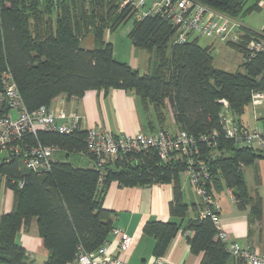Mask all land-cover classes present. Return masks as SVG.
Listing matches in <instances>:
<instances>
[{
  "label": "trees",
  "instance_id": "obj_1",
  "mask_svg": "<svg viewBox=\"0 0 264 264\" xmlns=\"http://www.w3.org/2000/svg\"><path fill=\"white\" fill-rule=\"evenodd\" d=\"M198 1L240 21L257 8L256 2L247 5L246 0ZM130 20L128 37L133 46L153 55L150 73L140 74L116 59L112 44L104 40L106 30L114 31ZM90 32L94 46L84 48L81 40ZM239 34L241 42L225 44L241 54L242 71H226L213 66L211 47L200 46L197 37L174 43L175 28L169 21L159 15L137 20L128 8L119 10L115 0H0V74L6 68L11 71L28 110L50 106L59 95L71 100L88 89L122 88L132 91L144 110L151 108L161 130L169 107L179 131L197 139L217 131L215 145L197 141L194 155L196 163L207 169L206 191L214 197L224 187L236 189L237 205L247 207L250 219L256 221L264 219V199L248 193L241 168L264 160V146L238 147L224 136L223 128L225 110L241 124L252 92L264 91V53L245 58V43L259 34L247 26ZM220 99L227 101L226 107ZM86 133L80 125L70 133L25 134L29 145H50L54 155L60 154L53 155L48 171L29 170L19 157L0 160V180L11 192L9 211L0 212V264H31L16 236L33 220L47 251L42 264L72 262L78 248L96 251L113 228L112 212L102 205L112 181L120 186L171 183L170 217H185L182 155L172 152L160 160L155 149L128 152L99 169L87 152ZM80 152L88 153L92 162L79 165L68 159L70 153ZM205 207L200 203L199 213ZM191 208L198 212L196 204ZM199 213L183 226L175 220H147L143 232L154 239V256L163 255L179 230L191 231L186 242L191 252L202 254L199 264H227L231 255L225 242L209 216L200 218Z\"/></svg>",
  "mask_w": 264,
  "mask_h": 264
},
{
  "label": "built area",
  "instance_id": "obj_2",
  "mask_svg": "<svg viewBox=\"0 0 264 264\" xmlns=\"http://www.w3.org/2000/svg\"><path fill=\"white\" fill-rule=\"evenodd\" d=\"M118 9L128 8L137 20L146 16L159 15L175 28L173 42L182 44L191 34L204 36L222 43L241 42L239 31L246 27L242 21L221 10L212 8L198 0H115ZM259 35L247 41L246 60L259 53H264V29L256 31ZM264 99V91L252 92L251 102ZM225 107L227 101L220 99ZM12 112H15L13 116ZM224 118V136L231 139L238 147L261 148L264 146V132L248 129L235 120L233 114ZM80 115L76 111L67 112L63 107L53 109L39 106L28 110L16 85L11 71L6 68L0 74V160L7 161L19 157L25 168L44 172L50 170L55 148L37 143L29 145L25 134L36 136L38 130L70 133L80 126ZM217 131L197 138L184 131L170 133L158 130L153 133L139 132L133 135L113 134L99 127H90L86 133L87 152L92 156L95 167L101 169L119 155L128 152L155 149L160 160H166L172 152H177L186 160L185 173L195 192L206 206L199 213L200 218L209 216L217 229V236L225 242L227 252L243 264H264V254H259L248 247L228 239L227 233L220 227L219 205L213 195L206 191L205 183L208 172L203 164H197V141L215 145ZM111 234L118 237V254H109L107 241L96 251L87 252L78 248L75 258L67 264H132L124 258L132 238L120 228L113 227Z\"/></svg>",
  "mask_w": 264,
  "mask_h": 264
},
{
  "label": "crops",
  "instance_id": "obj_3",
  "mask_svg": "<svg viewBox=\"0 0 264 264\" xmlns=\"http://www.w3.org/2000/svg\"><path fill=\"white\" fill-rule=\"evenodd\" d=\"M103 37L105 41H108L109 35L105 36L104 33ZM113 54L115 55L114 48ZM129 65L135 68L134 62ZM50 107L53 109L63 107L67 112L76 111L81 118V128L85 130L90 127H99L113 134L128 135L139 132L153 133L161 130L151 108L144 110L139 98L132 91L122 88L99 91L88 89L81 98L71 100H66L64 96L59 95L51 101ZM165 113L164 129L170 133L178 132L169 107ZM244 114L245 111L241 115V124L248 129L264 132V127L258 128V118L254 116L253 112L248 116H244ZM54 156H60V154ZM68 159L79 165L92 162L90 155L86 152L70 153ZM241 171L248 193L250 195L257 193L264 199V160L256 159L254 163L243 166ZM180 182L183 200L188 205V211L181 220L173 219L169 214V203L173 198L171 183L120 186L117 181H112L108 186L102 205L112 212L113 227L122 229L132 238L129 249L123 254L128 262L132 264H199L202 254L191 252L186 242V236L191 235V231L182 232L179 230L169 241L160 257H155L152 252L153 237L143 232V225L147 220H175L183 226L187 219L194 218L199 213L200 203L203 204V202L185 172L180 174ZM8 196L7 205L0 198L2 205L0 212L9 211L11 192ZM233 196L234 191L227 187L214 192V198L219 205L220 227L227 233L230 241L237 242L242 247H248L259 254H264V219L252 221L249 209L247 207L240 208ZM192 204H196L198 212L192 210ZM3 208L6 209L3 210ZM16 239L25 248L31 264L43 263L47 251L37 234L34 220L27 229L21 230L17 234ZM117 244L118 237L110 233L107 238L109 254H118ZM227 264H236V261L230 256Z\"/></svg>",
  "mask_w": 264,
  "mask_h": 264
},
{
  "label": "rangeland",
  "instance_id": "obj_4",
  "mask_svg": "<svg viewBox=\"0 0 264 264\" xmlns=\"http://www.w3.org/2000/svg\"><path fill=\"white\" fill-rule=\"evenodd\" d=\"M247 5L256 2V7L250 12L241 17L242 23L251 28L252 30L259 31L264 29V0H246ZM131 20L120 25L114 31H105V36L109 35L108 42L114 48V57L120 61L126 62L128 65L132 62L135 63V68L140 74L150 73L153 61V55L147 53L145 50L133 47L132 41L128 37V32L131 28ZM196 35L191 34L189 40H192ZM200 46H210L211 55L213 57V66L226 71H242V56L235 49L229 47L225 43L214 40L208 37H197ZM211 43V44H210ZM84 48H92L94 41L91 32L88 33L82 40L81 44ZM253 112L257 117V126L259 129L264 127V99L256 101L254 104L250 103L246 107L244 116H248ZM13 116L15 112H12ZM10 190L4 189L2 180H0V198L3 199L5 204H8ZM2 205L0 204V211ZM6 208H3L5 210ZM18 241V240H17ZM19 242V241H18ZM29 258V257H28ZM36 259H38L36 257Z\"/></svg>",
  "mask_w": 264,
  "mask_h": 264
},
{
  "label": "water",
  "instance_id": "obj_5",
  "mask_svg": "<svg viewBox=\"0 0 264 264\" xmlns=\"http://www.w3.org/2000/svg\"><path fill=\"white\" fill-rule=\"evenodd\" d=\"M231 113L228 111V110H225V115L226 117H228ZM223 123H224V120H223ZM234 192L236 191V189L233 190Z\"/></svg>",
  "mask_w": 264,
  "mask_h": 264
}]
</instances>
